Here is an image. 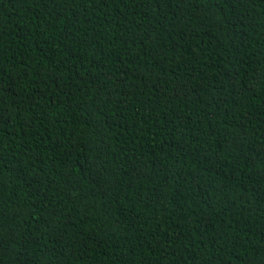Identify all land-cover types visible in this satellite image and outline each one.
Returning <instances> with one entry per match:
<instances>
[{
    "label": "trees",
    "instance_id": "trees-1",
    "mask_svg": "<svg viewBox=\"0 0 264 264\" xmlns=\"http://www.w3.org/2000/svg\"><path fill=\"white\" fill-rule=\"evenodd\" d=\"M0 264H264V0H0Z\"/></svg>",
    "mask_w": 264,
    "mask_h": 264
}]
</instances>
